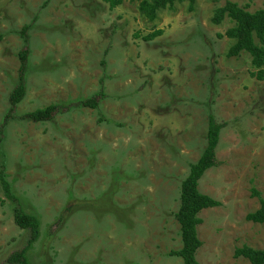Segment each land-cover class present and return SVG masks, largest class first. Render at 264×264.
I'll use <instances>...</instances> for the list:
<instances>
[{"label":"rangeland","instance_id":"1","mask_svg":"<svg viewBox=\"0 0 264 264\" xmlns=\"http://www.w3.org/2000/svg\"><path fill=\"white\" fill-rule=\"evenodd\" d=\"M151 1V0H149ZM234 2L254 13L264 0H196L150 22L138 3L108 0H0L1 152L12 193L40 223L31 264H183L175 215L183 180L207 146L209 116L224 124L199 191L220 203L201 212L200 264H250L244 245L264 250V224L247 221L264 199V80L247 53L229 58L212 22ZM30 25L27 95L15 109L20 32ZM163 34L143 40L155 31ZM103 90L97 109L77 106ZM50 105L51 122L19 118ZM2 157L0 156V164ZM0 185V264L29 232Z\"/></svg>","mask_w":264,"mask_h":264},{"label":"trees","instance_id":"2","mask_svg":"<svg viewBox=\"0 0 264 264\" xmlns=\"http://www.w3.org/2000/svg\"><path fill=\"white\" fill-rule=\"evenodd\" d=\"M124 1L138 3V10L142 16L150 22L158 18L160 11L172 9L176 4H189V10L193 11L196 0H108L111 9L120 6ZM225 19H229L233 26L219 38H227L234 42L228 51L229 58L239 57L242 53H247L251 58V67L255 70L252 76L258 80H264V7L254 13L248 12L234 2H227L219 8L212 19L216 25H220ZM31 26H25L20 35L24 42L23 50L19 54L21 62L19 68V78L16 87L10 95L9 102L11 113L7 116L5 125L15 119L13 114L15 109L22 103L27 95V74L29 70V56L31 54L30 38L28 32ZM163 34L162 30L155 31L143 37L146 42H151ZM104 98V92L101 90L93 97L81 101L77 106L97 109L100 100ZM63 108L58 105H50L46 108H40L29 112L19 119L33 122L44 123L51 122ZM224 124L218 123L214 116H209L207 146L199 159L190 168L188 176L181 184L180 208L175 215L180 225L183 247L181 250L173 252L183 260V264H200L197 260V252L202 248L203 242L198 235V227L203 223L200 217L202 211L220 206V203L213 198L202 194L199 191V182L204 174L215 167L220 166L217 159L216 150L220 141V132ZM3 130H0V185L7 199L15 202L17 206L14 209L15 224L29 232L27 245L20 251L14 252L7 260L9 264H31L28 260L27 253L32 249L34 244L40 238V223L34 216L26 214L18 199L12 193L11 184L6 176V159L1 152V143ZM253 197L260 200V208L254 213L248 214L246 219L254 224H264V199L261 194L253 190ZM236 259L243 258L250 264H264V250H258L244 245L237 248L234 253Z\"/></svg>","mask_w":264,"mask_h":264}]
</instances>
